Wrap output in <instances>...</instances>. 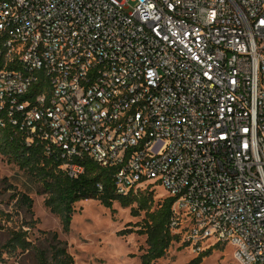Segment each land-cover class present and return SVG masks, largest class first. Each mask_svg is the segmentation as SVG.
<instances>
[{"label":"built area","instance_id":"1","mask_svg":"<svg viewBox=\"0 0 264 264\" xmlns=\"http://www.w3.org/2000/svg\"><path fill=\"white\" fill-rule=\"evenodd\" d=\"M0 57V111L69 178L161 186L196 253L264 264V0H0Z\"/></svg>","mask_w":264,"mask_h":264},{"label":"trees","instance_id":"2","mask_svg":"<svg viewBox=\"0 0 264 264\" xmlns=\"http://www.w3.org/2000/svg\"><path fill=\"white\" fill-rule=\"evenodd\" d=\"M3 66L4 62L0 57V69ZM43 88V82L35 84L27 98L36 96ZM1 122L3 124H0V155L15 163L20 170L34 179L39 186V193L46 195L45 207L59 217L63 233L70 230L75 205L80 200L95 199L107 208H112L114 202H118L122 207H131L133 216L144 213L142 220L134 225L138 229L123 230V233L136 232L146 237V249L140 255L139 264H154L156 260L166 255L174 242L182 240L181 234L173 232L170 227L174 215L173 198L167 196L155 202L154 191L149 190L150 185L127 195H119L114 182L118 169L102 167L90 159L84 160L85 169L82 175L75 179L69 178L61 168L65 160L60 153L53 150L49 152L43 142L36 141L27 145L25 135L9 122L7 113L2 110ZM20 201L27 207L32 205V200L25 194L21 195ZM0 218L9 220V215L0 211ZM29 226V223H25L19 228H8V238L0 247V263L11 258L18 259L19 256L29 253L32 259L30 264H75L66 241L60 239L56 231H41L44 238L38 237L34 242L30 240L28 230L23 229ZM0 229H4L1 224ZM182 244L187 246L185 242ZM216 246L219 245H213L198 253L185 264H201Z\"/></svg>","mask_w":264,"mask_h":264},{"label":"rangeland","instance_id":"3","mask_svg":"<svg viewBox=\"0 0 264 264\" xmlns=\"http://www.w3.org/2000/svg\"><path fill=\"white\" fill-rule=\"evenodd\" d=\"M131 8L134 3L128 4ZM144 189V187H142ZM154 191L155 202L167 197L165 189L158 185H150ZM37 183L26 172L0 155V211L9 215V220L1 219L0 247L8 238V228H19L25 223L30 240L41 237V231H56L60 239L66 241L68 251L73 255L75 264H139L140 255L146 249V237L136 232L123 233L126 228L134 226L144 217L131 214V207H122L114 202L112 208H107L95 199L80 200L75 205V213L68 233H63L59 217L45 207V194L39 193ZM25 194L32 200L27 207L21 204V195ZM44 245L45 242L42 239ZM182 240L174 242L166 255L154 264H185L198 255L189 245L182 244ZM5 257V256H4ZM29 253L11 258L0 264H30ZM201 264H238L230 246H216Z\"/></svg>","mask_w":264,"mask_h":264}]
</instances>
